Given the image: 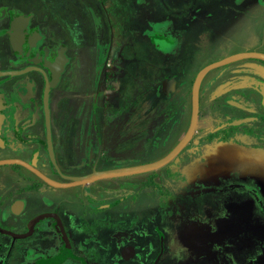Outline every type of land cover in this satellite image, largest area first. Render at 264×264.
<instances>
[{"label":"flooded vegetation","instance_id":"1","mask_svg":"<svg viewBox=\"0 0 264 264\" xmlns=\"http://www.w3.org/2000/svg\"><path fill=\"white\" fill-rule=\"evenodd\" d=\"M62 2L60 10L53 0H0V264H165L166 230L190 225L198 201L252 198L264 212L259 44L206 72L194 131L168 162L139 173L75 180L95 170L158 160L183 140L196 76L216 62L197 60L196 40L207 29L206 40L252 0ZM119 20L133 22L131 32L164 55L161 68L170 74L156 82L157 96L178 92L186 102L185 76L196 69L190 110L182 105L165 119L145 159L133 160L134 123L128 118L127 158L121 163L119 111L113 110L123 75L118 79L114 63ZM193 25L194 41L187 36ZM170 37L178 44L169 48ZM85 51L93 59L84 66ZM173 58L174 65H167ZM165 82H175L171 92ZM177 211L189 218H166ZM139 235L150 240L140 241ZM232 244L224 239L217 250Z\"/></svg>","mask_w":264,"mask_h":264},{"label":"rangeland","instance_id":"2","mask_svg":"<svg viewBox=\"0 0 264 264\" xmlns=\"http://www.w3.org/2000/svg\"><path fill=\"white\" fill-rule=\"evenodd\" d=\"M56 9H63L62 0H53ZM165 17H160L161 19ZM133 22L119 20L116 25L117 52L114 63L119 75L117 93L114 97L118 115L117 158L119 163L127 158V126L129 117H133V160L145 159L151 155L148 145L156 131L180 106L185 105L190 110L191 95L190 81L196 69L186 77V102H180L179 93L172 96H157L156 82L162 83L165 76L170 74L161 68L160 52L139 34L131 32ZM222 26V25H221ZM188 39L196 40L198 28L193 25L187 34ZM197 41V40H196ZM186 42H189L188 40ZM194 45V42L192 43ZM150 55L143 69L146 56ZM93 53L82 52L80 60L85 66L92 63ZM175 58L166 59L167 65H174ZM149 61L158 63L150 65ZM176 70V69H175ZM177 71V70H176ZM165 73V74H164ZM156 80V81H155ZM90 105V103H89ZM108 105V103H107ZM182 108V107H181ZM165 147L157 150L161 153ZM133 163L132 160H127ZM125 162V163H127ZM171 182H174L171 180ZM212 200V198H211ZM252 198L246 202L242 199H224L221 202L212 200L208 203L198 201V206L188 220L190 225L181 223L175 229L166 230L165 264H264V212L257 208L258 203L251 204ZM177 214L167 213L166 218H189V214L177 211ZM171 219V220H172ZM169 220V221H171ZM168 221V222H169ZM140 241L150 238L139 235ZM232 241V245L218 251L217 246L223 240ZM181 242V243H180ZM179 252L182 259H177ZM142 264V263H140Z\"/></svg>","mask_w":264,"mask_h":264},{"label":"clouds","instance_id":"3","mask_svg":"<svg viewBox=\"0 0 264 264\" xmlns=\"http://www.w3.org/2000/svg\"><path fill=\"white\" fill-rule=\"evenodd\" d=\"M241 3L243 4L244 0H241ZM207 31L205 29L201 32L197 39V60L204 63L226 59L256 44L264 47V39H261L264 38V0H252L247 6H243L235 18L219 30L211 31L205 40L204 32ZM254 36L258 38L255 42ZM169 39V48L172 44H178V40L171 37ZM175 255L177 259L183 258L179 252Z\"/></svg>","mask_w":264,"mask_h":264},{"label":"water","instance_id":"4","mask_svg":"<svg viewBox=\"0 0 264 264\" xmlns=\"http://www.w3.org/2000/svg\"><path fill=\"white\" fill-rule=\"evenodd\" d=\"M263 56V55H262ZM229 59H232V57L222 59L219 61H216L203 69H201L196 76V79L193 84L192 88V118H191V123L189 126V129L187 131V134L183 138V140L167 155L164 157L149 162V163H143V164H137V165H130V166H120V167H115V168H110V169H103V170H95L94 172L81 176V177H76V183H85V182H90L98 178H104V177H111V176H120V175H127V174H133V173H139V172H144L148 170H153L161 165L165 164L168 162L170 159H172L183 147V145L187 142V140L190 138L192 135L197 118H198V113H199V86L201 83V79L203 76L206 74V72L211 69L214 66H217L219 64H222Z\"/></svg>","mask_w":264,"mask_h":264},{"label":"crops","instance_id":"5","mask_svg":"<svg viewBox=\"0 0 264 264\" xmlns=\"http://www.w3.org/2000/svg\"><path fill=\"white\" fill-rule=\"evenodd\" d=\"M175 82H169V84H167L166 82H165V84H164V89L166 90V85H170V87L169 88H167L168 90H166L167 92H171L172 90H173V88L175 87V84H174Z\"/></svg>","mask_w":264,"mask_h":264}]
</instances>
